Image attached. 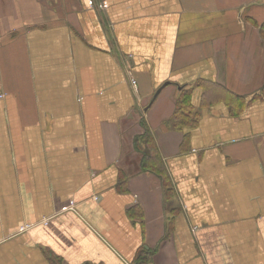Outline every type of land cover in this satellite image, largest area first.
I'll return each mask as SVG.
<instances>
[{"label": "crops", "instance_id": "1", "mask_svg": "<svg viewBox=\"0 0 264 264\" xmlns=\"http://www.w3.org/2000/svg\"><path fill=\"white\" fill-rule=\"evenodd\" d=\"M262 24L264 0H0V264H264Z\"/></svg>", "mask_w": 264, "mask_h": 264}, {"label": "trees", "instance_id": "2", "mask_svg": "<svg viewBox=\"0 0 264 264\" xmlns=\"http://www.w3.org/2000/svg\"><path fill=\"white\" fill-rule=\"evenodd\" d=\"M260 35L264 40V24L260 26ZM205 86V84H202ZM206 85L205 87H207ZM204 87V88H205ZM192 91L181 89L180 97L177 100L172 123L176 129H192L197 125L198 114L194 111L191 104ZM260 96L264 97V87ZM136 150L143 156L141 167L144 171L157 175L162 180V186L166 198L171 195V185L166 175L164 164L161 160L157 147L149 132H146L134 142ZM151 252L141 250L134 261V264H149Z\"/></svg>", "mask_w": 264, "mask_h": 264}, {"label": "built area", "instance_id": "3", "mask_svg": "<svg viewBox=\"0 0 264 264\" xmlns=\"http://www.w3.org/2000/svg\"><path fill=\"white\" fill-rule=\"evenodd\" d=\"M132 85L135 86V82L134 81H132Z\"/></svg>", "mask_w": 264, "mask_h": 264}]
</instances>
